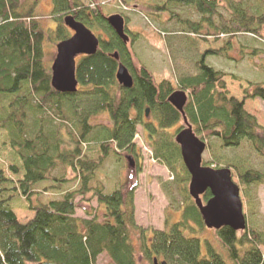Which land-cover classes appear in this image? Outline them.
<instances>
[{"label": "trees", "instance_id": "trees-1", "mask_svg": "<svg viewBox=\"0 0 264 264\" xmlns=\"http://www.w3.org/2000/svg\"><path fill=\"white\" fill-rule=\"evenodd\" d=\"M170 2L194 7L209 23L220 7L217 0H167ZM54 4V13H71L90 27L91 16L95 15V30L104 29L108 37L100 33L97 52L78 59L76 93L59 92L51 83L52 69L46 65L44 42L48 39L59 43L71 36L62 16L56 18V28L49 35L32 18L33 7L26 10L22 0H0V130H6L11 151L21 160L0 165V264H98L104 254L109 264H139L138 249L151 264H155V258L159 264H264L260 248L264 246V233L255 227L243 231L229 226L211 229L223 250L202 238L201 233L210 228L187 188L180 218L173 221L168 214L165 229L149 235L135 222V186L105 192L95 185L96 171L108 151L116 146L134 152L137 125L146 116V107L162 131L157 132L160 138L154 146L155 157L172 171L178 168L182 155L176 137L168 130L185 118L200 138H217L223 147H238L248 141L264 158V127L246 111L244 100L229 96L226 73L206 62L210 55L226 54L236 34L253 33L263 38L264 11L248 14L237 3L233 5L235 16L229 24L223 22L222 29L230 33L229 41L221 49L206 50L195 63L197 74L180 80L181 90L188 94L183 115L169 101L175 91L173 83L167 79L157 82L136 59L129 43L110 27L100 9L79 0H54ZM165 6L145 5L142 13L147 16ZM184 24L201 34L202 23L186 20ZM115 52L119 59L114 58ZM120 63L133 75L131 88H125L116 78ZM246 98L264 100V84L247 90ZM50 109L64 120L68 116L73 120L68 139L46 131L45 114ZM102 113L109 114L111 125L100 131L102 137H97L95 147L98 156L94 158L86 154L84 145L95 129L92 117ZM30 117L33 123H29ZM146 125L149 127V123ZM60 164L73 169L79 187L67 191L61 199L34 204L35 194L63 188L65 177L52 178ZM215 167L220 168L218 164ZM226 167L235 169L247 196L252 184L264 182L261 172L242 163H227ZM180 169L183 173L179 181L186 186L190 173L182 161ZM48 180L54 182L42 191L36 190L38 184ZM211 196L208 190L202 197L207 201ZM21 197L34 212V217L25 223L14 211V202ZM78 197L89 202L96 198L103 212L88 211L87 218L77 216Z\"/></svg>", "mask_w": 264, "mask_h": 264}, {"label": "rangeland", "instance_id": "rangeland-1", "mask_svg": "<svg viewBox=\"0 0 264 264\" xmlns=\"http://www.w3.org/2000/svg\"><path fill=\"white\" fill-rule=\"evenodd\" d=\"M82 4L95 9H100L104 16L121 14L126 20L127 33L131 37L128 46L134 52L136 59L145 65L154 75L157 82L164 79L171 81L175 90H181L180 80L184 76L197 74L196 61L208 49H221L231 38L230 33H223V22L229 21L235 16L233 5L237 3L248 14H260L264 11V0H217L220 3L219 13L210 21H204L201 15L192 6L167 0H79ZM167 3V4H166ZM165 6L164 10L156 9L150 15L142 13L143 6ZM35 6V7H34ZM22 7L29 10L33 7L32 18L39 22L43 30L52 33L55 30L58 16L66 14L54 13V0H22ZM151 12V10H150ZM190 20L202 23L201 34H197L184 24ZM212 22V25H211ZM227 24V25H228ZM232 27V24H230ZM96 34H103L107 38L104 29L95 30ZM263 38H258L253 33H239L233 36L231 48L226 54L210 55L206 62L208 65L226 73L225 81L230 97L244 100L245 109L254 115L258 123L264 127V100L260 98H246V91L257 85L264 84V24L261 27ZM230 37V38H229ZM57 44L46 39L44 48L46 51V65L52 67L57 55ZM149 109L148 115L143 116L142 123L137 125V133L134 138L135 150H119L114 146L108 151L104 162L96 171L95 185L103 187L105 192L115 189H128L135 186V222L149 235L153 231L164 230L167 215H171L173 221H177L182 212V205L186 197L187 188L189 193L190 179L185 186L179 181L183 171L180 169L181 161L175 171L160 159L155 157L154 146L159 141L158 121ZM146 109V110H147ZM33 123L34 118H29ZM46 131H53L57 137L68 139L69 131H72L70 116L66 120L61 118L54 110L50 109L45 114ZM145 120V122H144ZM95 129L88 135V143L84 145L86 154L94 158L98 156L96 143L97 137H102L100 131L105 126H110L108 113L93 116L91 119ZM144 122V123H143ZM149 123V127L146 125ZM32 125V124H30ZM153 127H155L153 129ZM186 127L185 121L171 127L168 132L176 137L178 132ZM155 131L156 133L154 134ZM152 134H154L152 136ZM207 142V149L203 155V163H209L215 167H226L227 163H242L244 166L259 171L264 176V158L260 156L248 141H243L238 147H223L217 138H201ZM115 145V144H114ZM90 147V148H89ZM133 156L131 165L127 156ZM20 163V157L12 153L10 138L5 129L0 130V165L7 166L9 163ZM216 162V163H215ZM185 165V164H184ZM236 183L241 188V197L244 205V213L247 217V228L255 227L264 233V182L252 184L248 196L237 177L234 168H230ZM65 177L67 181L61 190H52L47 193L35 194L33 203L47 202L50 199H61L67 191L79 187V181L72 168L60 164L52 174V178ZM53 180L40 183L36 186L37 191H42ZM190 194V193H189ZM89 194L87 197H90ZM77 216L87 218V212H103L96 198L91 202L78 197ZM27 200L21 197L14 202L15 213L18 219L25 223L34 217V212L27 207ZM208 239L218 250H223L213 230L209 229L200 235ZM138 245V241L135 239ZM138 248V247H137ZM264 253V246H260ZM139 252V264H151ZM107 255H102L98 264H109Z\"/></svg>", "mask_w": 264, "mask_h": 264}, {"label": "water", "instance_id": "water-1", "mask_svg": "<svg viewBox=\"0 0 264 264\" xmlns=\"http://www.w3.org/2000/svg\"><path fill=\"white\" fill-rule=\"evenodd\" d=\"M64 21L75 34L57 44V55L51 67V83L57 91L71 94L76 93L79 85L76 76L77 57L95 54L100 39L74 16L67 15ZM107 21L119 37L125 41L129 40L124 16L113 14L107 17ZM113 56L119 59L118 52L113 53ZM116 78L125 88H131L134 84L133 75L124 63L118 65ZM169 101L185 115V106L188 102L185 90H175L169 96ZM148 112L149 109L146 110L147 115ZM185 123L186 127L178 132L176 141L180 145L182 159L190 173L189 193L200 209L205 225L210 229L229 226L236 231L245 230L248 225L241 188L235 182L232 170L229 167L216 168L204 165L203 155L207 149V142L195 134L186 118ZM127 158L133 165V156L129 155ZM208 190L212 196L204 201L202 196ZM154 262L159 264L157 258ZM161 264L168 263L162 261Z\"/></svg>", "mask_w": 264, "mask_h": 264}, {"label": "flooded vegetation", "instance_id": "flooded-vegetation-1", "mask_svg": "<svg viewBox=\"0 0 264 264\" xmlns=\"http://www.w3.org/2000/svg\"><path fill=\"white\" fill-rule=\"evenodd\" d=\"M86 6V5H85ZM90 7V6H89ZM90 8H92V7H90ZM92 9H95V8H92ZM67 15H72V16H74L73 14H71V13H67L66 15H64V17H63V22H64V25L68 28V30L70 31V33H71V36L73 35V34H75V31H73L71 28H69L66 24H65V21H64V18L67 16ZM74 18H75V16H74ZM105 18H107V16H105ZM76 19V18H75ZM77 20V19H76ZM77 21H79V20H77ZM82 22V21H81ZM84 23V22H83ZM85 24V23H84ZM91 27L90 26H88V25H86L88 28H90L92 31H93V33L94 34H96L95 33V15H93V16H91ZM109 24V23H108ZM111 27V26H110ZM112 28V27H111ZM113 29V28H112ZM126 33H127V26H126ZM128 34V33H127ZM98 37H99V34H96ZM129 35V34H128ZM70 36V37H71ZM104 36V35H103ZM108 36V35H107ZM129 37H130V35H129ZM100 39V38H99ZM130 41H131V37L129 38V40H127V41H125V42H127V43H130ZM81 56H84V55H81ZM81 56H78L77 57V62H78V59L81 57Z\"/></svg>", "mask_w": 264, "mask_h": 264}]
</instances>
